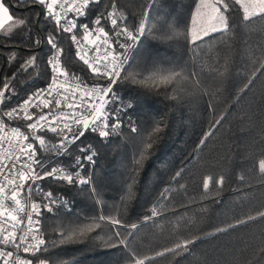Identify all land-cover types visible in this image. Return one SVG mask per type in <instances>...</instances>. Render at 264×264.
Returning a JSON list of instances; mask_svg holds the SVG:
<instances>
[{
	"label": "trees",
	"instance_id": "1",
	"mask_svg": "<svg viewBox=\"0 0 264 264\" xmlns=\"http://www.w3.org/2000/svg\"><path fill=\"white\" fill-rule=\"evenodd\" d=\"M196 1L115 0L120 28L137 31L142 19L145 28L125 66L127 78L122 70L114 88L122 104L133 107L118 113L120 126L114 131L116 121L110 122L107 138L86 131L54 161L69 164L85 155L81 147L90 146L93 191L63 180L40 182L56 199L53 212H44L40 223L47 250L38 258L48 264H129L125 248L111 246L113 231L128 238L127 249L137 258H151L146 264H264V172L259 169L264 160V17L245 20L239 5L227 0L228 29L193 46L185 37ZM5 3L14 20L28 24L8 22L0 29V90L10 82L19 93L2 106L22 101L46 82L48 35L57 37L61 62L71 76L99 82L50 20L40 17L41 27H36L39 6ZM111 3L93 5L87 20L113 11ZM34 56L28 71H18ZM173 72L180 77L172 79ZM207 177L212 183L205 191ZM220 177L222 186L216 183ZM166 188L171 189L167 199H159ZM33 197L43 208L46 201L36 193ZM154 206L157 215L144 222ZM101 216L138 227L130 235L101 225ZM186 240L195 242L166 251Z\"/></svg>",
	"mask_w": 264,
	"mask_h": 264
},
{
	"label": "snow or ice",
	"instance_id": "2",
	"mask_svg": "<svg viewBox=\"0 0 264 264\" xmlns=\"http://www.w3.org/2000/svg\"><path fill=\"white\" fill-rule=\"evenodd\" d=\"M101 0H33L32 4L28 0H18L28 8L39 6L40 12L37 15L36 27H41L39 20L43 17L46 21L50 20L55 25L57 35L60 33H74V30L81 29L84 33L82 40L90 44L95 55L91 58L89 53L84 51V43L77 38L75 34L71 35V41L78 45L76 52L77 58L82 61L91 73L96 77H103L107 80V87L93 85L88 88L83 81H80L75 88L68 84L69 72L63 68L60 63V55L62 49L58 47L57 37L48 35L45 37L49 47L53 49L52 55L48 58L47 64L50 71V80L43 88L36 90L28 95L26 99L10 111L2 115L9 121H27L25 131L19 126H11L0 119V264H33L31 259L22 258L19 254L36 256L38 253L47 250L45 240L41 237L40 223L43 219V213L53 212L56 206V199L53 192L44 191V185L40 182L48 180L50 177L57 180L66 181L68 185H90V178H79V172L91 165H94V155H87L91 151L90 146H84L79 149L84 153L82 157H78L72 164V170L77 171L74 176L72 171L63 165L59 169L53 168L51 171H44L47 167L43 160L39 159L36 146L29 142L35 140L41 149L47 150L46 141L41 135L36 133L50 132L60 137L59 147L64 148L66 144H75L86 131H92L98 134L99 138L104 139L109 136L110 122L111 129L114 131L120 126V117L118 113L126 112L132 109L133 105H123L121 99L115 94L114 88L121 79V71L124 70L125 78H127L126 65L129 63L128 50L135 49L141 41L145 28L141 24L139 29L134 33L127 27L120 28L118 19L116 18V3L112 0L111 7L113 11L105 15L100 12L92 19L94 27L89 28L88 23H78L80 20H86L90 16V12L95 11L93 5H99ZM232 3L241 6L244 19L249 20L252 17H264V0H232ZM17 5H13L16 7ZM231 9L225 0H197L196 10L192 14V25L189 34L185 37L188 42L196 46L202 42L205 37H209L214 33L223 32L228 29V18L226 13ZM72 13L75 19H68V14ZM199 18V21H198ZM103 23L108 24L113 34L110 36ZM127 18L124 22L126 23ZM8 22L14 25L25 27L28 21L20 19L14 20L10 14L9 7L6 6L5 0H0V29H3ZM95 36V39H90ZM124 40V43H119ZM116 41V45L110 43ZM39 44V41L36 42ZM118 47L120 52L112 54L111 49ZM37 58L34 56L25 61L18 71H28L35 63ZM16 74H14L15 76ZM61 77L64 79L61 80ZM180 77V73L173 72L172 79ZM4 90H0V106L5 104L13 96L19 93L14 91V85L10 82L4 83ZM245 88L248 87L246 84ZM83 88L82 93L77 90ZM7 92V95H6ZM79 95V100L77 96ZM53 104L55 107H53ZM116 104V108L111 105ZM66 109L58 112L61 108ZM30 109H36L38 112H31ZM48 109L47 112L44 110ZM219 123V121H217ZM82 126L81 131H76L73 127ZM157 131L159 129H156ZM131 131L136 132L133 127ZM206 135H210L206 134ZM203 140L201 144H203ZM150 144H146L145 148H150ZM18 153V154H17ZM259 169L264 172V160L259 162ZM63 172V175H57V172ZM43 172V175L41 174ZM180 176L178 172L173 180ZM212 183V177L204 180V190L209 189ZM218 186H222L224 178L220 177L216 181ZM170 188L164 189L160 193L159 199H167ZM25 192L28 195L32 193L38 194L46 203L43 208L39 203H33L30 210L26 208V204L19 198ZM10 202L12 207L8 206ZM63 206V205H61ZM71 212V208H66ZM24 213L27 217L25 220L20 214ZM157 215L155 206L151 217H145L144 222L152 219ZM264 216V213L260 214ZM249 217L248 219H255ZM102 224H110L113 229L123 228L131 235V230H135L138 226L131 225V229L122 225L119 219L111 217H99ZM101 225H97L100 227ZM89 231L92 229L89 228ZM227 229H219L226 231ZM113 237L116 241L112 247L125 248L129 264H146V260L151 258L140 259L127 249V237L121 232L113 231ZM195 241H183L177 244L174 249L166 251H176L180 248H187L188 245ZM7 247L15 249V251H6ZM164 255V253H159ZM39 264H48L46 260H40Z\"/></svg>",
	"mask_w": 264,
	"mask_h": 264
},
{
	"label": "built area",
	"instance_id": "3",
	"mask_svg": "<svg viewBox=\"0 0 264 264\" xmlns=\"http://www.w3.org/2000/svg\"><path fill=\"white\" fill-rule=\"evenodd\" d=\"M68 19H75L74 14L69 13V14H68ZM51 22H52V21H51ZM52 23H53V22H52ZM78 23H88L90 29H91L92 27H94V25L92 24V22H89L87 19H86V20H80V21H78ZM142 23H143V19L141 20L140 24H142ZM53 24H54V23H53ZM54 26H55V25H54ZM101 26L105 27V30L109 32V35H110V36L113 34L112 29L109 27L108 24L101 25ZM128 29H129L130 31H133L134 33L136 32V31H134V30H132V29H130V28H128ZM64 34L68 37V39H69V41H70V43H71V45H72V47H73V49H74V55H75L76 58H77V56H76V52H77L79 46L76 45V44H74V43L71 41L70 37H71V35H73V34H75V35L77 36V38L81 40V43H84V45H85V46H84V51L89 53V57H88V58H91L93 55H95V50H94V48H93L90 44H87L86 42H84V41L82 40V37H83L84 33H83V31H82L81 29L78 28V29L74 30V33H64ZM90 39H95V36L91 37ZM110 43H112L113 45H116V41H110ZM119 43H124V40H120ZM57 44H58V41H57ZM58 47H59V44H58ZM59 48H60V47H59ZM60 49H61V48H60ZM53 51H54L53 49L49 48L48 53H47V55H46L45 64H46V67H47V80H46V82H45L40 88H43L44 85L47 84V83L49 82V80H50V71H49V67H48V64H47V60H48V58L52 55ZM111 51H112V54L115 55L117 52H120V49H119L118 47H114L113 49H111ZM132 52H133V49H129V50H128V60L130 59V56H131ZM120 54H121L122 56L124 55L123 52H120ZM59 59H60V63H61V65L63 66V68H65L64 65H63L62 62H61V55H60V58H59ZM77 59H78V58H77ZM78 61H79V62H80V63H81L86 69H88V67H87L82 61H80L79 59H78ZM65 69H66V68H65ZM88 71L91 73L90 69H88ZM121 72H122V71H121ZM92 75H93V74H92ZM95 77H96V76H95ZM97 78H98L99 82H96V83H89V82H86L85 80H82V79L79 78V77L71 76V75L69 74V77H68V84H69L72 88H75V86H76L78 83H80V81H83L84 84H85L88 88H91L93 85H97V86H101V87H107V86H108L106 78H103V77H97ZM63 79H64V78L61 77V80H63ZM40 88H39V89H40ZM77 91H78V93H82V92H83V88H81V89H79V90H77ZM25 99H26V98H25ZM77 100H79V95L77 96ZM21 102H22V101H20V102H18V103H16V104H13V105H11V106H0V119H4V122H5L6 124H9L10 127H11V126H19V127H21V130H22V131H25V134H29V133H27V130H26V128H25L26 123H28L27 121H15V120H13V121H9V120H7V119L2 115L3 113H6V112L10 111L12 108L17 107ZM53 107H55L54 104H53ZM65 110H66V109H64V108L62 107L61 109L58 110V112H63V111H65ZM30 111H31V112H34V113L38 112V110H36V109H30ZM44 111L47 112L48 109H45ZM73 127H74V129H75L77 132L83 130V129H82V126H76V125H73ZM36 134H37V135H41V136L45 139V141H46V146H47V150L41 149V148L38 146V142L35 141V140H31V141H29V142L33 143V144L36 146L37 153L39 154L38 158L41 159V160H43L44 163L46 164V166H48L47 169L44 170V171H51L53 168H57V169H59L60 166L63 165L65 168H67V169H69L70 171H72V174H73L74 176H76V175H77V171L72 170V167H71L72 164L75 163L76 158H75L71 163H69V164H68V163H67V164H55V163H54V161L56 160V158H58V157H60V156H62V155L64 154V152L69 148V146L71 145V143L66 144L64 148H60V147H59L60 137L57 136L56 134H53V133H50V132H45V133H39V132H38V133H36ZM2 150H3V149L0 148V151H2ZM17 154H18V153H17ZM46 155H50V157L45 159ZM88 155H91V154H88ZM53 157H54V158H53ZM77 158H78V157H77ZM94 165H95V160H94ZM93 168H94L93 166L89 165V166H87V167L84 169L83 172H79V178H90V179H91V184H90L89 186H90V189H91L92 191H93V187H92ZM41 174L43 175V172H41ZM63 174H64L63 172H59V171L57 172V175H58V176H59V175H63ZM49 179H53V178L50 177ZM53 180H57V179H53ZM19 198L22 200L23 203L26 204V208H28L29 210H30V206H31V204H33V203H39L36 199H34V197H33V193H32L31 195H28L27 192H25V193H24L21 197H19ZM7 203H8V206H9V207H12V205H11L10 202H7ZM20 215H21L25 220L27 219V217H26V215H25L24 213H21ZM40 228H41V227H40ZM41 237L43 238L42 231H41ZM5 250H6V251H15V249H13V248H11V247H7ZM19 254L22 256V258L31 259L32 262H33V264H39V261L42 260V259L38 258V256H39L40 253H38L36 256H31V255L23 254L22 251H21Z\"/></svg>",
	"mask_w": 264,
	"mask_h": 264
},
{
	"label": "rangeland",
	"instance_id": "4",
	"mask_svg": "<svg viewBox=\"0 0 264 264\" xmlns=\"http://www.w3.org/2000/svg\"><path fill=\"white\" fill-rule=\"evenodd\" d=\"M226 1H227V0H225V2H226ZM196 3H197V1H196ZM196 3H195L194 8H193V10H192V12H191L190 22H189V28H188V34H189L191 28L193 27V25H192V14H193V12L196 10ZM239 7H240V9H241V11H242V13H243V10H242V8H241L240 5H239ZM243 16H244V13H243ZM198 21H199V18H198Z\"/></svg>",
	"mask_w": 264,
	"mask_h": 264
}]
</instances>
